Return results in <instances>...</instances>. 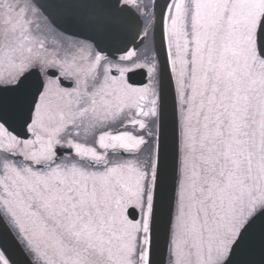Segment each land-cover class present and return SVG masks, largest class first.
<instances>
[{"label": "snow or ice", "instance_id": "obj_1", "mask_svg": "<svg viewBox=\"0 0 264 264\" xmlns=\"http://www.w3.org/2000/svg\"><path fill=\"white\" fill-rule=\"evenodd\" d=\"M157 6L170 100L0 7V264H264V0Z\"/></svg>", "mask_w": 264, "mask_h": 264}, {"label": "water", "instance_id": "obj_2", "mask_svg": "<svg viewBox=\"0 0 264 264\" xmlns=\"http://www.w3.org/2000/svg\"><path fill=\"white\" fill-rule=\"evenodd\" d=\"M39 2L43 3V0ZM59 2L63 5V12L52 18L45 15V11L37 4H33L60 33L90 43L95 52L98 45L113 54L118 52L127 54L130 50L137 51L140 47L137 40L142 29V21L134 10L122 6L121 0H59ZM160 14L161 9L157 6L154 15L153 48L155 44L154 52L160 53L159 60L156 58L159 69L158 88L170 100L171 80L163 67ZM101 19L105 24L102 30L97 31L94 22Z\"/></svg>", "mask_w": 264, "mask_h": 264}, {"label": "flooded vegetation", "instance_id": "obj_3", "mask_svg": "<svg viewBox=\"0 0 264 264\" xmlns=\"http://www.w3.org/2000/svg\"><path fill=\"white\" fill-rule=\"evenodd\" d=\"M155 0H121L122 6H127L135 11V13L140 17L142 21V29L139 35V38L137 40V43L140 44V47L137 49V51L130 50L129 53L126 54L127 59H132L135 57L145 58L147 63L152 64L153 66H156L157 72L159 74L158 64L153 48V27H154V14H153V5ZM10 0H2L0 2V7L5 6V4L8 6L10 5ZM25 3L28 4L31 9L36 13L41 21L45 24L46 28L51 32H53V35H56V37L64 43H70L75 46L80 47H87L91 50H94L93 46L90 43H87L85 41L69 37L67 35H64L57 31L52 24L49 22L48 19H46L40 11L35 7L33 3H31L29 0H25ZM175 30L173 25H169L168 31L171 35L173 31ZM113 63L116 66L123 67L124 65H121L120 61H113ZM145 66L144 63H134L131 65L132 68L135 67H141ZM157 74V75H158ZM157 83H158V76H157Z\"/></svg>", "mask_w": 264, "mask_h": 264}, {"label": "rangeland", "instance_id": "obj_4", "mask_svg": "<svg viewBox=\"0 0 264 264\" xmlns=\"http://www.w3.org/2000/svg\"><path fill=\"white\" fill-rule=\"evenodd\" d=\"M10 5H6L4 6V8H7V9H11L16 3H20V4H23V7L20 9V12L17 13V15L20 16L21 20H23V17L25 15H27L28 17V20L27 22L25 23V29L27 30L28 26L29 25H32L33 26V31H36L40 34H43L45 35L46 37L47 36H52L54 37V39H48L47 40V43L49 45H51L52 47L56 48V49H63L64 47L66 46H70V47H74L80 51H82L83 53L85 54H91V53H94L93 50L87 48V47H78V46H75L73 44H70V43H64V42H61L57 37L56 35H53L54 33L51 31H49L45 24L41 21L40 17L34 13V11L31 9V7L25 3V0H10ZM147 66H150L153 71H152V86L154 88H158V83H157V69H156V66H153L152 64L150 63H147Z\"/></svg>", "mask_w": 264, "mask_h": 264}]
</instances>
